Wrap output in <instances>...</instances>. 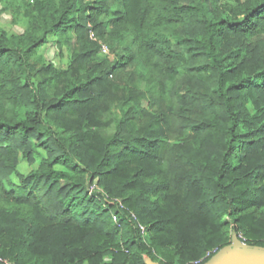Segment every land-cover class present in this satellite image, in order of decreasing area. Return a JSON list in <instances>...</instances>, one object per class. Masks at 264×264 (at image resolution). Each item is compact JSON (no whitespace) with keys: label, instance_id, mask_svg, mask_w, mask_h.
I'll return each mask as SVG.
<instances>
[{"label":"trees","instance_id":"16d2710c","mask_svg":"<svg viewBox=\"0 0 264 264\" xmlns=\"http://www.w3.org/2000/svg\"><path fill=\"white\" fill-rule=\"evenodd\" d=\"M13 3L0 264H203L233 230L264 246V0ZM52 36L66 69L39 53ZM21 153L40 163L16 184Z\"/></svg>","mask_w":264,"mask_h":264},{"label":"rangeland","instance_id":"374dc122","mask_svg":"<svg viewBox=\"0 0 264 264\" xmlns=\"http://www.w3.org/2000/svg\"><path fill=\"white\" fill-rule=\"evenodd\" d=\"M16 1L17 0H0V8L2 7V9H3V10L0 9V26L5 28L11 34L19 33L21 31V29L24 27V24H23L24 23V15L23 14L18 15V17L16 16L17 20L14 19L15 16H14L13 12L20 9V7H18V4L15 5V3H13ZM5 5H7V6L4 7ZM9 8L12 10L11 11L12 14L9 11L8 12L5 11V10H9ZM39 53L42 55V57L44 58V60L46 62L53 63V65L59 69H66L70 65L71 54H70V52H68L66 47L63 49L59 48V46L57 45V38L56 37L52 36V38L48 41V43L39 50ZM98 57L102 58V59L105 58L100 53H99ZM114 57H115L114 54H111V56L105 58V59H107L106 62L110 63ZM141 87L144 88L145 87L144 84H142ZM37 151L41 154L45 153V151L41 148H39ZM39 163H40V156L39 155L37 156L35 163L31 164L28 161V159L24 156V154L21 153L19 155L17 172H15L11 175V179L16 184H19V179H18L17 173L26 175L29 172H31L32 170L36 169L38 167ZM3 205L6 206V204H3ZM144 232H145L144 235H145L146 241H149L148 232L146 230ZM235 235L238 236L240 239H245V241L247 240V238L241 232L237 233L233 230L231 232V237L233 238ZM246 243H247V241H246ZM250 243H251V241H250ZM104 261L110 262L111 257L106 256ZM146 261H147V263L159 262V261H154L149 257H146Z\"/></svg>","mask_w":264,"mask_h":264},{"label":"water","instance_id":"95a60500","mask_svg":"<svg viewBox=\"0 0 264 264\" xmlns=\"http://www.w3.org/2000/svg\"><path fill=\"white\" fill-rule=\"evenodd\" d=\"M203 264H264V246L243 243L235 235L229 244L219 249Z\"/></svg>","mask_w":264,"mask_h":264},{"label":"built area","instance_id":"2783aa9c","mask_svg":"<svg viewBox=\"0 0 264 264\" xmlns=\"http://www.w3.org/2000/svg\"><path fill=\"white\" fill-rule=\"evenodd\" d=\"M26 1H28L30 3H34L35 2V0H26ZM90 38L99 42L101 54L106 55V56H108V55L110 56L111 55V50H110L109 46L106 43H104L103 41H101L99 38H97V36H96V34L94 33L93 30L90 31ZM95 189H98L96 184L91 186V191H93ZM111 202H114V201H111ZM141 229L143 231H145V228L143 226H141ZM241 241L243 243H246L245 239H241Z\"/></svg>","mask_w":264,"mask_h":264}]
</instances>
